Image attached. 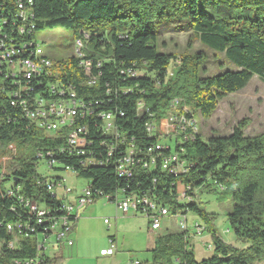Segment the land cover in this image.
<instances>
[{
    "label": "trees",
    "instance_id": "obj_1",
    "mask_svg": "<svg viewBox=\"0 0 264 264\" xmlns=\"http://www.w3.org/2000/svg\"><path fill=\"white\" fill-rule=\"evenodd\" d=\"M21 3L29 12L24 23L27 32L20 43L37 46L38 32L58 27L71 30L75 41H83L85 59L93 62V72L98 77L96 84H85L76 56L56 61L64 64L57 78L73 87L81 100L93 104L97 124L100 112H116L120 131L134 140L142 162L148 160L150 149L163 142L159 137L161 120L173 108L176 117L187 121L194 113L209 118L227 95L242 91L253 77L264 82V0H0V16L6 20L8 32L23 24L18 21ZM165 23L183 24L196 40L224 55L234 67L226 70L223 65V73L208 76L206 69L201 74L206 62L203 54L178 58L161 52L160 27ZM12 35L19 38L16 32ZM28 49L26 56H30L31 48ZM5 69L0 64V147L14 145L16 152L11 154L6 168L0 166V264H25L36 258L43 261L40 264L63 263L62 257L50 258L38 250L53 222L65 214L63 202L47 190V178L37 171L40 161L51 160L49 154L57 164L53 171L71 169L79 178L89 180L92 189L102 196L122 192L139 199L147 197L168 207L172 216L186 217L193 212L209 226L206 232L213 245L212 257L197 261L190 246L193 236L188 231H167L157 237L148 264H264V133L247 137L246 122H240L229 136L204 140L189 127L184 139L189 135L193 138H187L186 143L175 141V151L186 161L187 173L169 174L162 170L159 160L155 168L138 165L130 177H122L115 163L120 154L108 164L88 167L83 165V158L62 154L66 133L47 135L24 116L20 107L12 105L19 100L15 99L19 84ZM129 69L141 75L129 77ZM55 79L37 77L31 85L36 93L48 97L46 83ZM87 120L90 126L95 125ZM148 122L156 127L155 135L147 132ZM75 127H82V120H77ZM104 138L98 128L91 127V152L107 161L100 144ZM171 151L170 147L163 154ZM2 169L7 170L5 174ZM229 182L235 190L228 222L236 238L245 245L243 248L225 243L214 230L213 216L195 200L200 189L225 187ZM8 184L9 189L20 190L9 196ZM181 186L189 188L182 200ZM27 201L49 211L41 224L30 213ZM142 211L138 208L139 214ZM69 220L76 224L78 217L73 214ZM17 222L34 231L28 232V236L23 233L19 247L10 249L12 236L4 229Z\"/></svg>",
    "mask_w": 264,
    "mask_h": 264
},
{
    "label": "built area",
    "instance_id": "obj_2",
    "mask_svg": "<svg viewBox=\"0 0 264 264\" xmlns=\"http://www.w3.org/2000/svg\"><path fill=\"white\" fill-rule=\"evenodd\" d=\"M29 9L25 5L18 4V21H22L23 24L16 25L14 29L8 32L7 22L3 16H0V64L5 66V70L13 77L17 78L19 84V89L15 94V99L12 102L13 106H18L21 108L24 116L36 127L45 131L49 136H56L61 132H65L66 145L60 152L62 154H69L70 156L83 158V165L97 166L108 164L110 159H114L117 154H120L118 160H116V170L118 174L122 177H130L133 170L138 165H143L145 169L155 168L160 160V166L163 171L173 174L175 176L182 175L188 172L187 163L182 159L181 154L176 151H171L168 155H164L163 152L170 150L169 146L164 143L169 142H188L184 139V133L180 130V121L177 119L176 114L171 113L167 118L161 120L162 130H159V137L163 140L161 143H157L155 147L149 150V156L147 161H141L137 157V148L134 140L128 139V137L122 133L117 125V115L116 112H100L97 117L100 120L99 123L93 118V104L89 105L86 101L81 100L78 97L77 91L75 89H68L67 86L62 85V83L47 82L46 92L48 95L44 96L42 93H36L32 87L34 79L37 77L44 76L48 77L46 74V69H39L34 65V56H42L45 59L47 65L48 56L45 54L43 47L39 45L33 46L32 43L28 47L27 44L20 43L19 40H23L27 28L24 25L27 19ZM12 32L19 34V38H14ZM77 55L76 57L80 60L79 67L82 68L85 81L87 85H95L97 82V76L93 72V62L91 60L85 59L84 53V43L82 40H76ZM30 49V56H26L24 52L26 49ZM28 49V50H29ZM23 54V55H22ZM63 63H56L54 68L64 70ZM101 63L98 64L99 68ZM129 77H138L141 74L129 69L126 72ZM37 90H40L38 88ZM27 97H32L27 99ZM175 101H180L179 99ZM98 105V102L96 103ZM186 112L191 115V111L186 107ZM123 116V114H121ZM193 116V115H192ZM190 116V121H192L194 126V133H198V128L194 120V116ZM91 119L95 125L90 126L89 120ZM73 120H82V127H73ZM91 127L98 128L99 132L103 133L105 138L102 140L101 147L107 154V161L103 158H96L94 153L91 152V147L93 146V141L90 140ZM147 132L152 135V128H150V122L146 125ZM163 132L167 134L172 133L173 137L165 138ZM156 154V155H155ZM101 155V153H100ZM51 160L45 161L50 169L54 167L53 155H50ZM53 170V169H52ZM62 177L47 179L46 187L49 192H51L55 197L63 202V212L64 216L55 220L50 227L48 234L44 236V246L38 247V250L42 255H47L52 258L47 253L46 244L50 242L54 236L56 245L58 248L62 246L72 247L74 242L71 240L70 235L75 226L73 222L69 220V216L75 214L76 210L87 208L96 203L100 198L106 197L108 201L115 203L116 208L121 211L124 215H127L131 211L139 214L138 208H143V213L140 215L145 216L151 225L153 231H158L162 228V221L166 217L172 216L168 207L162 205L161 203L152 201L149 198L139 199L135 195L129 194H115L102 196L99 191H94L90 185L82 192L81 195L74 197V200L69 199L74 190L63 185ZM217 189H223L225 187L217 186ZM58 189L62 191V195L58 196ZM7 194L9 196H14L18 190H9V186L6 188ZM189 190V188H187ZM183 186L180 187L179 197L182 200V196H187V191ZM119 195L123 198L119 199ZM98 197V199H97ZM27 207L32 215H35L37 222L42 223L43 219L49 214V211L45 206L38 205L35 202L27 201ZM180 222L178 228L180 231H188L187 219L184 216H178ZM109 224V221H105ZM5 232L12 236V240L8 243V248L17 249L20 245L21 235L23 233L33 232L34 230L30 227H24L22 223H10L5 227ZM25 230V231H24ZM206 233L205 228L200 224L194 225V237L202 238ZM28 236V235H27ZM208 249L211 250V246L208 245ZM117 252V247L114 243L111 244L109 249L101 251L102 256H114ZM43 261L39 258L35 260H27L25 264H40ZM16 264H21L16 262ZM134 264H141L140 262H135Z\"/></svg>",
    "mask_w": 264,
    "mask_h": 264
},
{
    "label": "rangeland",
    "instance_id": "obj_3",
    "mask_svg": "<svg viewBox=\"0 0 264 264\" xmlns=\"http://www.w3.org/2000/svg\"><path fill=\"white\" fill-rule=\"evenodd\" d=\"M180 27L182 28L181 30ZM160 31H163L159 38V48L161 52L174 54L178 58L183 56H193L200 53L203 54L206 62L201 67V74H203V69H206V75L214 76L224 72L225 68H223V65L226 66V70L234 67L226 61L224 55L209 50L202 45L201 42L196 40L190 29L183 24L173 25L165 23L160 27ZM36 39L40 42L39 44L43 43L45 54L53 62L64 61L77 55L75 38L71 30L66 28L58 27L52 30L46 29L40 31L36 34ZM172 69L173 66L171 67V70ZM172 111L169 112L168 116L173 113ZM194 120L198 128V133L201 134L204 140H208L215 136H229L240 122H246L245 124L247 127L245 135L247 137H255L264 133V82L258 76L253 77L247 87L242 91L227 95L219 103L218 107L209 118H204L199 113H194ZM156 125L159 130L157 122ZM157 132L158 131H156V133ZM163 136L166 139L173 137L172 133L167 134L166 132H163ZM166 143H168L172 150L175 151V142L166 141ZM4 152L5 154L2 156ZM15 152L16 149L14 145L0 147V166L6 168L11 159V154ZM2 171L5 174L7 170L2 169ZM37 171L39 175L47 179L62 177L63 180L61 182H63V185L74 190L73 195L69 198L71 200H74V197L81 195L90 184L89 180L79 178L73 172L53 171L45 161L39 162ZM7 186H9V184ZM225 187L226 191L224 192L223 189H217L214 186L202 188L197 191L195 200L202 210L213 216L214 219L212 225L221 239L229 245L243 248L245 245L236 238L230 229L228 222V215L231 213L233 207L235 185L232 182H229L225 184ZM57 195H62L60 189H58ZM118 197L119 199L123 198L122 195H119ZM95 206L98 208L99 214L87 221L88 223L86 224L88 229L83 225V221L80 220L79 226L81 230L86 231V233H82L84 236L80 240L81 244L84 243L85 251H94L96 245L105 241L107 236L110 235L108 233L109 226L105 223V219H108V221L111 222V225L113 224L109 214L112 209L116 208V204L108 201L106 197H102L96 201ZM101 213L103 216L100 217ZM186 217L191 237L194 235V225L196 222L202 225L205 230L209 228V226H207L193 212H189ZM179 222L180 219L178 217H166L162 221L161 229L165 232L166 228H169V231H176L175 229L179 230ZM54 242L55 238L53 236L50 242L46 244L47 253L51 257H53L54 253L59 254L61 251L56 245H54ZM208 245L212 247L211 250L207 248ZM190 246L199 262L213 256V245L211 237L207 232L203 238L196 239L193 236L192 240H190ZM139 255H137V257ZM86 257V254L72 257V255L66 251L64 253L62 264H93L88 262V260L85 259ZM151 260V254L144 252L141 255V261H143L144 264L151 263Z\"/></svg>",
    "mask_w": 264,
    "mask_h": 264
},
{
    "label": "crops",
    "instance_id": "obj_4",
    "mask_svg": "<svg viewBox=\"0 0 264 264\" xmlns=\"http://www.w3.org/2000/svg\"><path fill=\"white\" fill-rule=\"evenodd\" d=\"M74 213L78 217V221L70 235L74 244L72 247L62 246L59 248L61 250L60 253H54L52 258L62 257L64 259V253L67 251L72 255V257L86 254L87 257L85 259L93 264H134L135 262L144 264V262L141 261V255L144 252L151 254V251L155 247L157 237L164 235L167 231H169V228H166V232L162 229L153 231L149 220L146 217H143L133 211L124 215L121 211L115 208L112 209L109 214L111 220L113 221L112 225L110 221L108 224V233L110 235L107 236L105 241L97 244L94 251H85L84 243L81 244L80 240L84 236L82 233H86V231L81 230L79 226L80 220L83 221V225H85L88 229L86 224L88 223L87 221L98 215L99 210L94 204L90 206V208H82L76 210ZM101 216H103L102 213L100 214V217ZM105 221H108V219H105ZM195 224H197V222ZM175 230L177 231L178 229ZM112 243H114L117 247L116 254L114 256H102L101 251L109 249ZM137 255L139 256L137 257Z\"/></svg>",
    "mask_w": 264,
    "mask_h": 264
},
{
    "label": "bare ground",
    "instance_id": "obj_5",
    "mask_svg": "<svg viewBox=\"0 0 264 264\" xmlns=\"http://www.w3.org/2000/svg\"><path fill=\"white\" fill-rule=\"evenodd\" d=\"M38 43H40V42H38ZM34 65H36V67L39 69H46V74L48 75V78H52V77L56 78L54 83H62V85L67 86L68 89H74L73 87H71L69 85H65L60 79L57 78L58 75H56V74H58L59 71H62V70L54 68L55 62H53L49 58H47V65H46L45 59H43L42 56H34ZM85 84L87 85V81H85ZM87 86L93 87L94 85H87ZM177 119H179V121H180L181 133H185L186 128H189V127H191V129H193V131H194V126H193L192 121H187L184 117H178V116H177ZM76 123H77V120H73V127H75ZM150 128H152V135H155L156 127L153 124H150ZM192 136L193 135H189V136L185 137V139L193 138ZM54 166L56 167L57 164L54 163ZM65 170H66L65 172H67V171L72 172L71 169H69V168H67ZM9 190H15V189L13 188V189H9ZM117 194H125V193L121 192V193H117ZM42 246H44V238L40 240L39 245H38V247H42Z\"/></svg>",
    "mask_w": 264,
    "mask_h": 264
}]
</instances>
